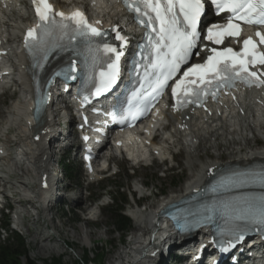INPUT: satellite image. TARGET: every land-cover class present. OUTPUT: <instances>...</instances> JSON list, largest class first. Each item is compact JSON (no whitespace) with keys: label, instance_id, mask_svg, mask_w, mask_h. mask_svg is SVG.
<instances>
[{"label":"snow or ice","instance_id":"6c2138e0","mask_svg":"<svg viewBox=\"0 0 264 264\" xmlns=\"http://www.w3.org/2000/svg\"><path fill=\"white\" fill-rule=\"evenodd\" d=\"M215 5L217 15L230 12L226 22L209 26L203 35L199 29L200 20L205 12L204 0H124L125 5L135 13L137 22L150 29L147 33L152 48V59L145 67V80L151 88L143 98L145 107L153 104L170 80L173 98L177 107H184L188 103L200 102L211 93L223 86H232L237 79L247 83L264 85V73L250 70L253 66L264 67V31H256L253 36L242 40V47L236 50L233 47L205 46L208 53L203 63H193L186 69L193 55H200L197 49L198 42L203 38L213 45H223L227 38L240 39L242 25H264V0H211ZM37 23L28 28L24 36V44L30 54L37 50L47 58V45L50 40L75 39L77 36L91 38L106 35L103 28L89 21L87 15L77 9L66 14L57 11L50 0H32ZM158 25V27H157ZM115 40L120 42L119 47L105 43L103 52L110 54L111 63L106 70L99 73V83L96 86V95L107 91L117 80L119 62L124 54L123 49L128 39L116 25ZM152 33H155L153 39ZM57 34H59L57 36ZM182 73L181 75H177ZM74 78V77H73ZM143 87V84H142ZM138 111L142 110L138 109ZM135 120L136 114L130 113ZM232 221H247L264 224V198L259 203L244 202L234 210L230 216ZM238 227V225H237ZM238 239H243L238 235ZM227 251V249H223Z\"/></svg>","mask_w":264,"mask_h":264},{"label":"rangeland","instance_id":"374dc122","mask_svg":"<svg viewBox=\"0 0 264 264\" xmlns=\"http://www.w3.org/2000/svg\"><path fill=\"white\" fill-rule=\"evenodd\" d=\"M17 18H20V14H14L12 21L17 20ZM14 87H16V84ZM18 93L23 99L22 92L18 90ZM4 102L9 103L8 98L0 99V130L2 132L7 129L4 125V119L7 115L5 111L8 108L2 105ZM17 108H20V106H17ZM13 130H11V133L14 132ZM253 144L254 142H251L250 146L247 147H252ZM226 147L224 146L220 149L223 159L227 156L224 149ZM19 150L21 151H18V155L13 160L4 162L1 165L5 172L12 174V178L9 181L13 184L8 183L7 187L13 191L17 190L26 195L29 194L26 198H30L33 201L29 205H24L23 202L19 205L14 202L16 200H12L15 210H19V213L24 216L22 220L25 229L23 237H25L27 257L36 260L40 264H119L120 260H115L118 253L128 251L129 247L133 246V236L140 235V233L132 227L125 235V238L121 239V233L114 232V228L111 225L112 207L107 212H103L99 217V222L93 225L83 219L76 221L69 215L62 217L61 213L64 212V209H60L58 212L55 208L49 209V204L42 203L43 197L39 195L41 189L35 183L39 179L36 171V175L34 174L33 159L29 162L30 155L28 151H25L24 147L19 148ZM198 155L202 161L205 158L207 159L204 151H200ZM181 156L183 160V155ZM191 166L188 165L187 167L180 161L176 169L174 168L167 173L166 178H161L156 174L158 169L156 166L139 169L135 178L129 176L125 170H121L118 175L110 179L108 186L118 184L123 187L120 190V192H123L128 183L133 184L135 180H138V183L145 182L148 185V191H151V194H154V191H162L166 195L169 192L179 190L187 178L192 176L191 173L194 172V168H191ZM172 183L175 184L173 185ZM105 185H107L106 182L94 185L93 189ZM36 189L39 190V193L32 194L36 192ZM111 190L113 192L114 189ZM10 193V190L6 191L7 195H10ZM113 195L116 197L120 196L116 193H113ZM33 197H37L38 202ZM156 201L157 198L155 196L149 198L146 203L152 204ZM19 260L23 264L25 258L20 257Z\"/></svg>","mask_w":264,"mask_h":264},{"label":"bare ground","instance_id":"6f19581e","mask_svg":"<svg viewBox=\"0 0 264 264\" xmlns=\"http://www.w3.org/2000/svg\"><path fill=\"white\" fill-rule=\"evenodd\" d=\"M96 12L103 13L110 18L123 17L120 11L116 7H113L109 0H101V4L96 6ZM261 100L264 101V98ZM236 107H238L236 111L235 108H226L224 110L225 115L222 117L212 115L210 117L204 116L206 119L200 118V120H192L189 125V131L172 126L166 131V141L156 143L155 150L159 151L158 155L160 159L161 157L165 158L170 148V142L183 145V161H186L189 166L193 165L194 168L192 176L187 178L179 190L161 196L157 199L156 204L163 203L174 193H182L194 183L196 177L206 167L211 166L216 161L249 163L251 159L264 158V146L262 148L255 147L258 145L257 139H261L264 145V102L263 104H256L253 98L247 97ZM238 111L240 114H237ZM241 111H244V114H241ZM165 118L169 120L167 114ZM171 118L174 119L176 116H171ZM250 134H252L254 139L250 137ZM251 142H254L253 146L247 147L250 146ZM32 145L36 146V154L32 163L39 179L38 181L41 182L42 179L50 177L48 169L53 156L51 152L44 150L43 144L38 143ZM175 146L173 145V147ZM224 146H227L224 148L227 156L223 159L220 149ZM209 150L215 152L214 158L208 155ZM200 151L206 153L207 159L200 160L198 155ZM172 157L175 158L174 155ZM196 160H199L197 161L198 164H195ZM38 193L39 190H37L36 194ZM39 195H42V203H45L47 196L43 189H41ZM148 208H153V205L152 207L148 205V207L144 208V211L136 215L137 222L140 224L138 226L140 235L133 236V246L129 247L130 249L128 251L118 253L115 260H120L119 264H142L149 259L148 255L151 247L156 248L153 241L156 240L158 244L164 241L162 237L165 236L166 231L162 225L155 223L154 215L152 212L147 211ZM158 263L157 261L151 262V264Z\"/></svg>","mask_w":264,"mask_h":264},{"label":"trees","instance_id":"16d2710c","mask_svg":"<svg viewBox=\"0 0 264 264\" xmlns=\"http://www.w3.org/2000/svg\"><path fill=\"white\" fill-rule=\"evenodd\" d=\"M69 172V169H66ZM114 232L121 233V239H124L130 228V222L120 215H115L113 220ZM18 244L13 246L0 247V264H21L20 257H24L23 264H38L36 260L27 257L26 249L21 240H17Z\"/></svg>","mask_w":264,"mask_h":264}]
</instances>
